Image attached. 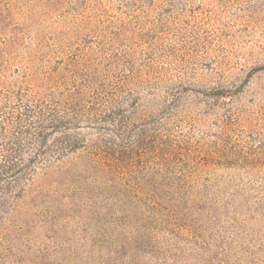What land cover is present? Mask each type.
<instances>
[{
	"label": "rangeland",
	"instance_id": "374dc122",
	"mask_svg": "<svg viewBox=\"0 0 264 264\" xmlns=\"http://www.w3.org/2000/svg\"><path fill=\"white\" fill-rule=\"evenodd\" d=\"M64 148L0 264H264V0H0V163Z\"/></svg>",
	"mask_w": 264,
	"mask_h": 264
},
{
	"label": "trees",
	"instance_id": "16d2710c",
	"mask_svg": "<svg viewBox=\"0 0 264 264\" xmlns=\"http://www.w3.org/2000/svg\"><path fill=\"white\" fill-rule=\"evenodd\" d=\"M56 128L58 126H54L52 131ZM38 137L40 142L45 139L42 134H39ZM57 153V156L53 158L52 156H47L46 152H38V155L30 158L27 164L21 165L15 163L17 161L16 153L3 157L0 163V227L5 224L15 202L21 200L27 194L29 191L27 187L37 174L39 172H47L50 169V165L43 166L41 162L47 163L50 158L53 159V162L63 160L68 153V148H64ZM37 159H40V162Z\"/></svg>",
	"mask_w": 264,
	"mask_h": 264
}]
</instances>
